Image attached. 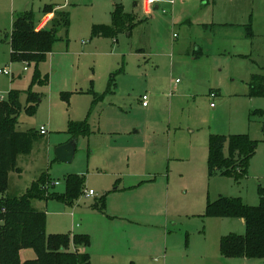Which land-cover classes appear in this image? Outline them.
Listing matches in <instances>:
<instances>
[{
    "label": "rangeland",
    "instance_id": "1",
    "mask_svg": "<svg viewBox=\"0 0 264 264\" xmlns=\"http://www.w3.org/2000/svg\"><path fill=\"white\" fill-rule=\"evenodd\" d=\"M81 1V8L68 10V31L59 33L38 68L12 60L14 22L0 14V69L14 73L0 74V97L19 90V127L48 130L18 157L22 171L10 173L9 195L24 193L43 173L48 192L64 195L69 176L78 174L75 200L35 199L33 205L46 212L48 233L88 235V247L79 249L86 248L91 264H264L223 256L222 236L244 234L245 223L207 215L208 202L220 195L252 206L264 195V118L253 113L264 110V97L251 95L255 75H264V0H174L161 4L168 13L154 11L114 36L94 28L112 26L116 0ZM121 1L124 14L141 13L143 0ZM37 69L47 82L33 86L41 101L29 115L27 91ZM80 123L86 130L73 132ZM133 126L141 136L127 133ZM214 134H248L257 142L245 177L210 176ZM71 140L77 143L73 162L58 160L56 148ZM134 170L147 183L114 190L128 185ZM89 190L91 198L84 195ZM131 208L133 216L122 218ZM21 256L36 254L28 248Z\"/></svg>",
    "mask_w": 264,
    "mask_h": 264
},
{
    "label": "trees",
    "instance_id": "2",
    "mask_svg": "<svg viewBox=\"0 0 264 264\" xmlns=\"http://www.w3.org/2000/svg\"><path fill=\"white\" fill-rule=\"evenodd\" d=\"M119 8L113 14L112 26L95 27L94 32L116 35L128 26L134 25L133 17L124 14ZM44 13L54 11L53 5H46ZM37 17L33 10L19 14L13 23L10 33L11 58L30 65L46 60L53 45L59 39L61 31H68L70 14L66 10L55 13L50 27L38 30ZM37 69L28 93V104L25 107L29 115L36 113L41 101L33 91L35 84H43ZM21 92L12 90L8 98L0 100V210L3 222L0 223V264H91L88 251H80V247H88V235L48 233L47 214L33 206L35 199H61L72 202L79 195L82 178L78 174L69 176L67 191L64 195L48 192L50 178L43 173L27 190L20 195H9L10 173L21 169L17 164L18 157L31 152L39 130H23L19 127V116L23 109ZM251 95L264 97V75H255L251 83ZM259 113L264 118V110ZM73 132L86 130V123H80ZM228 148H227V147ZM257 142L248 134L230 136L214 134L210 137L208 169L210 176L220 175L241 179L248 174V164L256 153ZM228 149V152H227ZM46 191V192H45ZM105 206V196L100 200ZM207 215L213 217H237L245 223V233H230L222 236L221 253L225 257H246L264 259V195L259 205L244 204L240 198L220 195L217 200L209 201ZM31 248L36 256L23 260V249Z\"/></svg>",
    "mask_w": 264,
    "mask_h": 264
},
{
    "label": "crops",
    "instance_id": "3",
    "mask_svg": "<svg viewBox=\"0 0 264 264\" xmlns=\"http://www.w3.org/2000/svg\"><path fill=\"white\" fill-rule=\"evenodd\" d=\"M13 1L14 2L12 4L10 3L11 7H9L8 4L3 5V4L0 3V14H2V13L9 14L10 17H11V21L14 22L19 14H21L24 11H27V10H33L35 12L36 17H37V21H38L37 28H38V30L50 27L51 22H52L53 18L55 17L56 11H58V10H66V11H68L69 9L72 10L75 7L81 8L82 5H83L81 3L82 2L81 0H13ZM116 4L120 5V4H122V1L121 0H116ZM161 4L173 5L174 4V0H156V2L154 4H150L148 2V0H143L142 2H139L141 13L138 14V13L132 12L129 15H131L133 17V23L135 24V23H137L138 20H141L144 16H153L154 15V11L156 12L157 10H162V12L164 14L168 13V6L164 7V8H161ZM46 5H53L54 6V11L47 12V13L45 12L44 13L42 10H43V8ZM135 5L138 6L137 1L135 2ZM177 11H178V7L175 6V7L172 8V19L176 16ZM99 22H101V21L98 20L97 23H99ZM197 50L199 51L198 47H197ZM132 132H137V136H141L142 135V132H141V130H140V128L138 126H136V127L133 126V128L131 127L130 130L127 131V133H132ZM169 135L170 134L168 132V149L166 150L165 154H167V161L170 162V164H171V161L173 160V156H172V152H171L172 151L171 150V145L169 143V140H170ZM148 137L149 136H145V135L143 136V138H145L147 141H148ZM71 141H74V140H71ZM71 141H69V142H71ZM69 142H67V143H69ZM67 143H64V144H67ZM64 144H61V145H64ZM61 145H59V146H61ZM76 150H77V143H76ZM130 150L131 151H135L134 154H137V150L138 149L136 147H130ZM92 152H93V150H92ZM56 156H57V154H56ZM176 156L177 155H175L174 157H176ZM129 158H131V157H129ZM165 158L166 157L164 156V161L166 160ZM117 174H119V176L122 175L120 173H117ZM148 174L151 175L152 173H148ZM131 175L132 176L130 178H128V182H129V183H127L128 185H123L121 187V185L119 184V186L118 185L115 186L114 190L117 191V190L132 189V188L140 187L144 183H147V180L142 179V178H144L143 177L144 175L140 171L138 172V171L134 170ZM132 177H134V178L132 179ZM34 181L35 180H33V182ZM29 187H27V188H29ZM27 188H26V190H27ZM21 194H23V193H21ZM104 196H105V194H103V197ZM37 210H39V209H37ZM131 210H132V208L129 209V211L120 213V214H122L121 215L122 218L129 219L130 216H133V214L131 213ZM115 217H117V216H115ZM129 223H131L132 227L135 226V221L129 220ZM77 226H79V225H77ZM85 250H86V248H85ZM262 260H264V259H262Z\"/></svg>",
    "mask_w": 264,
    "mask_h": 264
},
{
    "label": "built area",
    "instance_id": "4",
    "mask_svg": "<svg viewBox=\"0 0 264 264\" xmlns=\"http://www.w3.org/2000/svg\"><path fill=\"white\" fill-rule=\"evenodd\" d=\"M148 2H149L150 4H154V3L156 2V0H148ZM0 74L14 75V73L12 72V70H11L10 68H3V69H0ZM177 81H179V80H177ZM211 96L214 97V96H215V93L212 92V93H211ZM4 99H5L4 97H0V100H4ZM142 99H143V105H144V106H147V105H148V96H147V95H144V96L142 97ZM39 131H40V133H41L42 135H45V134L48 133V130H47L46 126H44V125H42V126L39 128ZM84 195H85L87 198H90V197H93V196L95 195V192H94L93 190L85 191V192H84ZM0 211H1L2 213H4V212H5V209L2 208ZM1 215H2V214L0 213V223L3 222V220H4V219H2V216H1Z\"/></svg>",
    "mask_w": 264,
    "mask_h": 264
},
{
    "label": "water",
    "instance_id": "5",
    "mask_svg": "<svg viewBox=\"0 0 264 264\" xmlns=\"http://www.w3.org/2000/svg\"><path fill=\"white\" fill-rule=\"evenodd\" d=\"M56 154L60 161L65 163L72 162L76 154V143L71 141L67 144L58 146L56 149Z\"/></svg>",
    "mask_w": 264,
    "mask_h": 264
}]
</instances>
